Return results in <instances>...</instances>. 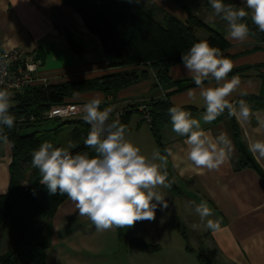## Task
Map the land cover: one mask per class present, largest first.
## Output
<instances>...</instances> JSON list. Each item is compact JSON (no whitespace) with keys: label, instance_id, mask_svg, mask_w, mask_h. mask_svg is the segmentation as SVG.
Listing matches in <instances>:
<instances>
[{"label":"crops","instance_id":"obj_1","mask_svg":"<svg viewBox=\"0 0 264 264\" xmlns=\"http://www.w3.org/2000/svg\"><path fill=\"white\" fill-rule=\"evenodd\" d=\"M179 15L182 17L181 21L188 20L187 12L180 11ZM88 30L82 16L64 0H0V48L6 51L21 49L33 54L36 60L42 62L40 72L50 79L49 85L93 79L115 72L108 67V59L100 39ZM67 31L71 33L81 52L69 45ZM226 39L232 45L227 58L234 65L232 72L239 71L234 76L240 81L229 100L237 107V102L241 99L245 102L248 100L252 101L251 103H262L258 100L264 88L262 46L250 35L243 42L229 37ZM260 65L262 67L258 68ZM169 75L173 82L193 81L183 64L173 66ZM232 77L228 76V79ZM157 84L156 73L151 72L148 80L122 90L116 98L106 96L102 92H89L77 97L82 103L93 97H99L102 102H110L112 114L137 105L138 112L131 119L126 138L148 157L157 149L167 156L165 170L168 178L171 177L180 190V198L176 199L178 197H175L170 189L158 188L157 191L167 200L168 208L161 210L158 207L155 220L146 224H151L153 228H165L164 225L176 221L178 217L173 209L176 208L178 200L185 224L191 223L195 229L207 228L206 222H201L199 214L195 211L197 205L206 201L212 211V215L207 219L218 222L219 228L216 231L208 230L207 238L200 246L207 252L202 255L203 259H207L210 264H264L263 178L254 169H236L240 166L242 156L233 142L229 125L226 121H213L209 124L203 122L205 108L199 97V88H191L194 96H189V89L178 91L176 85L168 89H156ZM204 86H215V81ZM167 98L172 106L195 109L197 113L192 118L199 119L205 131L214 138L223 134L230 142V145L226 146L228 158L218 170L209 172L193 167L186 159V137L174 133L172 124L161 131L163 152L157 146L151 126L143 120L140 108L153 100ZM251 103H247L251 109L249 120H238L235 117L248 149L252 140L264 139V129L257 131V118L264 119V109L252 108ZM166 149L171 150V155H168ZM12 150L11 143L0 144V197L8 194L10 187ZM250 153L264 172V157L254 155L251 151ZM55 215L52 245L46 253L47 264H92L88 252L94 247L90 241L97 240L99 231L95 228V232H91L92 222L78 214L71 200H66ZM111 231L118 233V228ZM140 235L141 231H138L137 236ZM170 236L176 239L182 237L179 232ZM11 243L13 247V240ZM194 251L196 252L195 249Z\"/></svg>","mask_w":264,"mask_h":264},{"label":"trees","instance_id":"obj_2","mask_svg":"<svg viewBox=\"0 0 264 264\" xmlns=\"http://www.w3.org/2000/svg\"><path fill=\"white\" fill-rule=\"evenodd\" d=\"M183 0H171L183 8L189 18L183 22L173 15L167 13L161 6L154 2L146 3L145 0H64L78 12L93 35L100 39V43L108 59V67L115 72L107 75L73 82L61 83L58 85H35L28 88L24 93L12 95L13 107L10 109L15 116L14 127L3 128L12 144V163L10 166L11 182L8 194L0 197V247L2 235L10 230L14 236L13 247L0 257V264H47V251L50 249L53 240L54 218L61 206L69 200L66 195H50L45 185L39 183L40 175L38 170L31 165L32 152L42 142H51L54 146H63L60 143V131L43 130L47 120L45 114L56 105L65 103H82L78 95L89 92H102L106 96L116 98L122 90L142 83L150 78V73L157 76V88L168 89L174 85L178 91L190 90L197 87L194 81L173 82L169 75L173 66L182 64V53H186L190 47L199 40L196 29L206 25L200 18L199 12L191 11ZM208 1V0H207ZM226 4L236 7H243L242 0H225ZM164 16L163 20L158 15ZM250 34L264 50V32L252 24L250 18H246ZM220 21V23H222ZM219 23V22H218ZM211 36L205 40L210 45L221 50L224 57H228V51L232 48L231 43L219 31L212 30ZM69 45L78 52L81 48L76 45L71 33L67 31ZM262 66H258L261 68ZM239 71L230 72L229 76L237 75ZM214 81V80H212ZM211 81V82H212ZM209 83L208 81L205 82ZM258 97L259 102L251 103L252 108L264 109V88ZM169 97V95H167ZM110 106V102H102L101 110ZM137 105L125 110L120 124L125 127V132L130 130L131 119L138 112ZM147 107L151 113V133H153L157 146L163 152V135L161 131L171 124V117L168 112L173 107L169 99L151 101ZM195 116L197 111L193 108H182ZM34 118V120H32ZM113 120H115L113 118ZM112 119L109 120L111 122ZM226 121L231 130L234 143L240 151L242 160L238 171L246 168L254 169L264 180V172L259 168L256 160L251 155L245 144L242 130L234 116L224 111L215 122ZM60 123V121H57ZM70 122H61L67 124ZM72 131V138L78 146L71 151L88 152L94 156V150L84 145V139L90 130V125L84 121H78ZM31 129H34L31 132ZM2 142H0L1 144ZM31 175L26 177L27 173ZM169 181H174L171 177ZM170 191L173 195L180 194V190L172 183ZM40 220L44 225L38 227ZM177 228L187 243L186 249L195 252L189 245V236L180 223ZM120 238L122 228H118ZM130 245L142 252L154 253L158 246L131 239ZM199 261L203 256H199Z\"/></svg>","mask_w":264,"mask_h":264},{"label":"clouds","instance_id":"obj_3","mask_svg":"<svg viewBox=\"0 0 264 264\" xmlns=\"http://www.w3.org/2000/svg\"><path fill=\"white\" fill-rule=\"evenodd\" d=\"M208 3L212 10L208 22L217 17L226 22L230 39L243 42L249 37L246 18L264 32V0H243V7L226 4L225 0H208ZM181 62L199 88L205 124L215 121L226 109L238 120H249V105L241 99L237 107L229 100L240 81L235 76L228 79L234 65L219 48L201 40L182 53ZM212 80L215 86H204L206 81ZM189 96H194L191 90ZM101 103L99 97H93L83 105L82 118L90 125L84 145L94 150V156L88 152L73 153L71 149L77 145L71 141L60 147L45 141L32 152L31 165L38 170L39 183L46 186L50 195H66L75 204L78 214L87 217L96 230L102 232L131 228L138 221L155 220L158 207L168 208L167 200L157 189H171L174 181L168 180L165 170L167 156L158 149L151 157L142 154L140 148L126 138L125 127L118 119L109 122L113 109L101 110ZM12 107V93L0 88V142L5 145L11 141L3 134V128L11 129L15 122ZM168 112L172 131L186 137V159L191 165L209 172L218 170L228 158L226 146L230 142L226 137L223 134L212 137L202 128L199 119L192 118L191 113L181 107H170ZM257 122V131L264 129V119L257 118ZM249 149L254 155L264 157V139L252 140ZM165 151L171 155L170 149ZM195 211L208 229L218 230L219 223L207 219L212 211L206 201L197 205Z\"/></svg>","mask_w":264,"mask_h":264},{"label":"rangeland","instance_id":"obj_4","mask_svg":"<svg viewBox=\"0 0 264 264\" xmlns=\"http://www.w3.org/2000/svg\"><path fill=\"white\" fill-rule=\"evenodd\" d=\"M145 1L146 3H157L167 13L180 20L182 17L179 15V12L185 11L183 8L177 4H174L173 2L166 3L165 0ZM182 2H185L189 9L195 14L199 12L198 14L201 20L206 24L204 27L196 29L199 40H205L206 38H209L211 36L210 29L219 31L225 37H228L226 22L223 21L220 23L222 20L218 17L215 18L213 22H208L209 18L212 16V10L207 0H183ZM194 9H197L198 12ZM163 17L164 16L162 14L161 16L158 15V19L160 20H163ZM116 113L118 112H114L113 114L111 113L110 119L113 120ZM78 121L84 120L82 118L74 120V122L71 121V123L67 124H60L57 121H49L40 128L43 130L47 129L48 131L59 130L61 133L59 136L60 143L63 146H66L69 141L75 143L78 146V143L71 136L72 131L77 126V124L72 123ZM33 131L34 129H31V132ZM29 175H31V172H28L26 177ZM179 196L180 195H177L178 198L176 199H179ZM173 210L177 213L176 216L178 219L174 222L171 221L169 225H164L165 228H153L151 224H146L148 221L145 220L136 222L131 228H122L123 234L121 238L119 231L118 233L112 232L111 230L102 232L99 231L98 235L96 236L98 237L97 240L90 241L91 246L94 247L90 252H88V257L91 259L90 261L92 264H210L207 259L199 261L200 255L207 254V252L200 248V246L202 245L203 241L206 240L209 229L205 227L195 229L191 223L185 224V217L182 216L181 204H179L178 200H176V208ZM172 216H174V213ZM176 222L180 223L183 230H185L187 236H189V245L191 248L195 249L196 252H191L186 249L188 245L183 236L179 239L170 236L171 234L176 235V232H179ZM43 225L44 220H40L38 227H42ZM91 230V232H95L94 225H92ZM138 231H141L140 236H137ZM133 238L145 241L150 245H155L156 247L158 246V251L154 253H147L129 246L130 240ZM12 240L14 241L12 232L10 230H6L2 235L0 257L3 254H6L10 248H12Z\"/></svg>","mask_w":264,"mask_h":264},{"label":"built area","instance_id":"obj_5","mask_svg":"<svg viewBox=\"0 0 264 264\" xmlns=\"http://www.w3.org/2000/svg\"><path fill=\"white\" fill-rule=\"evenodd\" d=\"M33 54L21 49L6 51L0 48V88H7L12 95L22 94L35 85H49L50 79L41 74L42 62L35 59ZM11 86V87H9ZM83 103H65L53 106L45 114L47 120L68 122L82 119ZM140 111L147 123L151 124L150 108L141 106ZM124 111L114 115L120 120ZM34 120V118H32Z\"/></svg>","mask_w":264,"mask_h":264}]
</instances>
